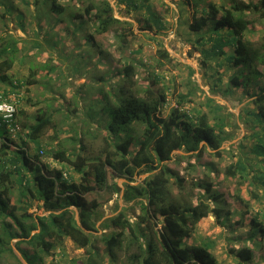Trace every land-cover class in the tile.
Listing matches in <instances>:
<instances>
[{"label": "rangeland", "instance_id": "obj_1", "mask_svg": "<svg viewBox=\"0 0 264 264\" xmlns=\"http://www.w3.org/2000/svg\"><path fill=\"white\" fill-rule=\"evenodd\" d=\"M41 1L5 0L6 4H0V48L5 42L19 48L11 67L0 71V92L10 93L8 90L14 87L11 83L17 88L16 95L12 94L10 98L16 100V119L22 130L11 137L14 144L22 143L23 131L28 130L27 123L34 122L37 114L45 113L52 122L45 130V137L51 144L48 146L49 152L63 146L68 152L73 150L83 154L88 161L94 160L103 148L109 146L105 143L103 129L83 124L82 105L88 102L89 92L94 88L90 103L97 110L92 111V116L98 121L103 120V115L108 116L104 104L113 103L115 98L108 93V88L113 82H116L117 87L123 85L121 76L114 74L126 63H131L135 66L133 92L140 91L147 84L163 92L166 96L161 109L163 116L180 102L179 109L182 112L191 116L206 113L210 123L221 130V154L216 155L214 150L207 148L202 155L195 157L190 151L180 148L174 150L172 158L165 162V165L177 171L184 179L183 186L179 189L173 178H169L170 201L178 204L195 202L201 190L192 188V182L210 175L213 190L219 194L218 206L227 212L223 223L217 221L212 214L201 219L196 224L190 241L207 244L220 264H264V232L258 230L253 239L249 238L252 218H257L264 227V174L261 181L255 180V176L264 171V157L253 152L256 138L251 134L254 130L258 131L260 125L252 115L256 106L248 96L255 85H250L248 89L232 86L230 79L238 72L239 67L228 63L222 55H206L203 50L211 47L213 42L207 39L210 33L205 31L206 27L197 32L189 27L194 10L199 15L201 7L209 3L219 6L222 3L230 4L233 0H200L195 7L192 6L194 0H109L114 16L124 21L123 26L129 28L132 35L120 51V43L115 37L117 32L108 33L105 36L107 42L104 50L100 54L97 48L89 43L84 44L86 34L94 29L93 18L80 27V20L72 21L68 16L90 0H56L66 7L65 14L50 12L49 4ZM47 1L49 3L51 0ZM243 1L255 3L258 0ZM149 6L164 24L159 30L148 27L153 24L151 20H147ZM6 8H11V13ZM3 10L6 15H2ZM16 11L22 12L19 18L15 17ZM248 18L251 23L246 36L258 41L264 34V19L258 20V16L252 14ZM210 25L211 22L208 21L207 26ZM222 34H225V30ZM231 49L232 47H224L227 53ZM159 50H165L168 58L161 57ZM6 57L7 55H0V62ZM29 67H36L34 78L37 81L34 83L27 82L31 79ZM260 68L264 71V66ZM103 74L106 79L101 83L98 78ZM262 82L263 79L257 85ZM80 88L83 91L86 89L88 93L78 94L81 95L78 101L75 93ZM137 93L143 94L142 91ZM114 94H119V91L116 90ZM143 129V124L134 123L130 132L135 137H141ZM35 143L32 141L33 146ZM130 150H136L134 144L130 146ZM238 158L244 164L243 169L235 165ZM42 160L69 172L74 180H80V174L70 165H61L45 155ZM228 167L236 175H228ZM137 170L139 172L130 179L122 175L114 177L109 172L108 182H116L120 191L107 189L94 193L101 204L95 213L94 228L89 230L93 234L117 230L110 224L103 226L102 222L120 211L129 216L131 221L137 219L139 204L133 200L126 202L121 197L124 184L141 182L157 169L151 172H141L140 168ZM17 177L14 176L12 180L15 195L12 194L13 201L20 200V204L27 205L28 211L36 215H46L55 210L46 207L42 201L22 196L18 190ZM250 190L257 195H251ZM237 195L246 199L248 205L244 206L236 198ZM210 204L213 205L211 201ZM70 208L79 223L78 210L73 206ZM92 240L87 247H79L70 237L64 236L61 242L54 241L46 253L37 252L29 243L13 238L9 243L14 252L5 251L0 264H20L18 257L23 264H29L26 257L33 254H37L40 259L34 261L35 264L38 261L41 264H113L102 253L100 240L94 239V236ZM243 246H248L253 251L248 263H238L232 252Z\"/></svg>", "mask_w": 264, "mask_h": 264}, {"label": "trees", "instance_id": "obj_2", "mask_svg": "<svg viewBox=\"0 0 264 264\" xmlns=\"http://www.w3.org/2000/svg\"><path fill=\"white\" fill-rule=\"evenodd\" d=\"M43 1L49 4L50 12L67 13L66 7L56 0H51L49 3L47 0L41 2ZM199 1L194 0L192 6L195 7ZM3 3L7 2L0 0V4ZM6 10L11 13L12 9L6 8ZM21 14L22 12L16 11L15 17L19 18ZM249 14L258 16V20L264 19V0L255 3L233 0L230 4L222 3L219 6L209 3L201 7L199 15L194 10L189 27L194 32L206 27L205 31L210 33L207 39L213 42L211 47L203 50L206 55H222L228 63L239 67L238 72L230 79L232 86L248 89L250 85H255L248 94L256 106L252 115L260 125L259 130H254L251 134L256 138L253 152L264 157V136H262L264 135V82L257 85L261 79L264 81V71L260 68L264 66V34L258 41L246 36L248 25L251 23ZM2 15H6L5 10ZM68 16L72 21L80 20V27L88 19L93 18L94 29L86 34L84 44L89 43L93 48H97L99 54L104 50V44L107 42L105 36L108 33L117 32L115 37L120 43V51L132 35L130 29L123 26L124 21L114 16L109 0H90L82 8L70 12ZM148 19L153 22L152 26L148 27L159 30L164 26L150 6ZM208 21L211 22L210 26H207ZM223 30L225 34H222ZM226 46L232 47L231 52L227 53L224 50ZM17 50H19L17 45H9L8 42L2 44L0 55L7 57L0 62V71L11 67ZM159 54L163 58H168L165 50H159ZM28 70L31 79L27 82H36L34 78L36 67H29ZM134 71L135 66L126 63L114 74L121 76L123 85L117 87L116 82H113L108 88V93L115 98L113 103L104 104L108 116L103 115L102 121L92 116V111L97 110L90 103L94 88H91L93 85L87 86L91 90L88 102H85L81 109L83 124L103 129L105 143L109 146L103 148L94 160L88 161L83 154L73 150L68 152L63 146H58L49 152L48 146L51 144L45 137V130L52 122L45 113L37 114L34 122L27 123L28 130L23 131L22 143L18 145H15L11 138L16 134L10 136L7 130L0 126L3 129H0V258L5 251L14 252L9 243L13 238H19V242L29 243L37 252L47 253L54 241L61 242L64 236L70 237L79 247L90 245L94 236V239L100 240L102 244V253L113 264H220L207 244L190 241L191 234L201 219L212 214L217 221L223 223L227 216V212L218 206L219 194L213 190L211 176L205 175L192 182V188L201 190L195 202L174 203L169 200V178H173L179 189L182 188L184 179L177 171L165 165V162L172 158L174 150L180 148L190 151L195 157L202 155L208 150L207 148L214 150L216 155L221 154L222 137L219 133L221 130L210 123L206 113L191 116L182 112L179 109L180 102L163 116L161 109L166 101L165 94L153 89L149 84L137 91H142L143 94L133 92ZM98 79L104 83L106 76L100 75ZM14 87L8 90L11 94L0 92V98L12 100L10 97L12 94L16 95L17 89ZM116 90L119 94H114ZM80 93L88 92L86 89L85 91L78 89L75 93L78 101ZM102 100L104 103L103 98ZM13 102L16 104L17 114L16 100L13 99ZM78 104L79 102L76 106ZM16 121L20 126L18 132H21V124ZM134 123L143 124L141 137L131 134V125ZM32 141L36 142L35 146L32 145ZM132 144L136 147L134 152L130 150ZM32 148H35V151H32ZM44 155L50 156L61 165H70L80 174V180H74L69 172L43 161ZM236 161V167L243 169L241 158ZM137 168H140L141 172L157 169L141 182L124 184L121 197L126 202L133 200L139 204L140 213L136 216L137 219L131 221L129 216L120 211L102 222L103 226L110 224L117 230L93 234L89 230L94 228L95 213L101 204L94 193L107 189L120 191L116 182H108L109 172L114 177L122 175L130 179L139 172ZM226 171L228 175H236V172L229 167ZM263 174L264 171L259 172L255 180L261 181ZM14 176H18V190L21 191L22 196H28L29 200L42 201L46 207L55 210L46 215H36L28 211L27 205L20 204V200L13 201ZM250 193L257 195L252 190ZM236 198L244 206L248 205V201L242 196L237 195ZM71 206L78 210L79 223L74 218ZM246 212L247 210L244 211ZM250 225V239L256 236L258 230L264 232V227L257 218H252ZM35 230L36 232H33ZM232 252L238 263H248L253 255L252 249L248 246L234 249ZM38 257L37 254H33L26 257V260L29 264H35L34 261L40 260ZM18 259L20 264H23L19 257ZM38 264H41L40 261Z\"/></svg>", "mask_w": 264, "mask_h": 264}, {"label": "built area", "instance_id": "obj_3", "mask_svg": "<svg viewBox=\"0 0 264 264\" xmlns=\"http://www.w3.org/2000/svg\"><path fill=\"white\" fill-rule=\"evenodd\" d=\"M16 111V104L13 100L0 98V126H3L10 136H14L20 130L16 121Z\"/></svg>", "mask_w": 264, "mask_h": 264}]
</instances>
